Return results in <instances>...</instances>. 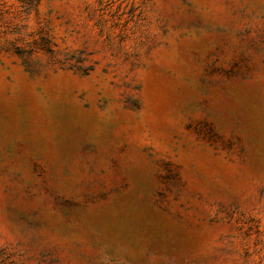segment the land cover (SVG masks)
Returning a JSON list of instances; mask_svg holds the SVG:
<instances>
[{
  "label": "rangeland",
  "instance_id": "obj_1",
  "mask_svg": "<svg viewBox=\"0 0 264 264\" xmlns=\"http://www.w3.org/2000/svg\"><path fill=\"white\" fill-rule=\"evenodd\" d=\"M0 264H264V0H0Z\"/></svg>",
  "mask_w": 264,
  "mask_h": 264
}]
</instances>
